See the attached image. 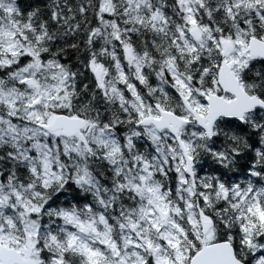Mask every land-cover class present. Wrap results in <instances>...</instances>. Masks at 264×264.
<instances>
[{
	"label": "snow or ice",
	"instance_id": "1",
	"mask_svg": "<svg viewBox=\"0 0 264 264\" xmlns=\"http://www.w3.org/2000/svg\"><path fill=\"white\" fill-rule=\"evenodd\" d=\"M0 264H264V0H0Z\"/></svg>",
	"mask_w": 264,
	"mask_h": 264
}]
</instances>
